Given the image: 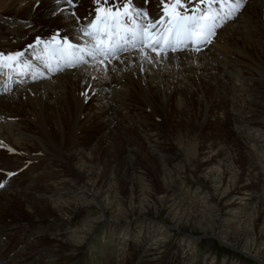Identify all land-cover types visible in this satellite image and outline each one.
<instances>
[{
  "label": "bare ground",
  "instance_id": "obj_1",
  "mask_svg": "<svg viewBox=\"0 0 264 264\" xmlns=\"http://www.w3.org/2000/svg\"><path fill=\"white\" fill-rule=\"evenodd\" d=\"M14 1L19 4L15 11H11L12 8H9L6 13L2 12L0 14V29L3 30L2 33L0 32V52H23L25 54L24 59L32 65V68L23 72L0 68V76L2 75L0 77V167L9 165L7 167L8 171L0 170L3 176L1 178H4L2 180L6 185L4 188H0V193L4 189L13 188L11 191H4L0 194V264H78L81 262V259L76 256L69 257L71 259H64L62 255L63 248L82 247L85 244L84 241L87 239L90 241L91 237L89 239L88 236L91 235L94 229L92 226L89 228V224L97 226L99 220H89L79 230L74 229L73 232L64 231L62 233H53L51 231L52 223L50 222L46 224L41 222V225L35 228L28 226L32 225L33 222L28 225L24 224L25 222L16 224L2 222L4 220L3 213L10 209L12 202H22L28 212L33 210L36 205L44 209L52 207L55 210L57 209L56 213L73 212L74 209L81 208L82 205L77 202L82 199L79 201L78 199L72 200L75 194L74 188L78 190L79 187L75 185L74 180L70 179L71 177L67 176V172L62 170L66 167L75 171L74 173L83 179L81 184L84 187L89 186L90 189H93L94 193H91V198L101 211L104 217L102 219L113 222L111 230H115L111 232V235L116 243V250L113 248L115 253L109 250L108 256L104 259L106 264H127L125 260L117 263L116 254L119 256L128 255L130 260L128 264H215L216 257H211L209 254L213 237L215 238L213 236L215 230H219L218 234L222 237L217 238L223 244L233 248L228 242L233 243L237 239L243 254L259 264H264V233L256 241L251 237L249 229V216L252 217L249 210L252 209L253 203L264 205V200L257 192L252 191L253 183L250 186L243 183V181L229 184V172L232 169L218 168L217 164L220 165L223 159L220 151L217 155L214 153V159L202 158L201 163H205V166L198 165L200 160L197 159L194 162L196 164L194 170L189 169L195 172L197 177L204 170H207L203 179L208 183L207 185L211 186L205 190L203 197L200 199H190L185 192L187 196L182 195L183 192L181 194V192L166 191L167 193L164 194H156L151 190L149 180L144 178L147 181L145 191L142 192L145 196L139 197V195L131 193L133 187L129 188V195L131 196L129 197L138 201V204L130 201L129 207H127L129 210H125V207L122 210L117 208L110 196L112 194V189H110L112 184L103 182L97 185L96 181H93L97 177H94L91 170L93 166L91 156L95 152L99 155V152L106 150L104 152L112 156L116 147L121 148L122 142L127 146H132L131 149L124 148L125 154L132 157V161H134L135 156L155 159L157 155L154 154L155 148L158 145L152 140L157 135L151 127L155 122L153 119L160 117L157 114L163 111L161 116L168 117L167 113L171 107L173 108V117L178 122L192 120L198 122L199 125L213 119L215 115L213 113L215 112L212 110H217L218 113L221 110L219 116L222 117L217 118H226L231 121L234 130L230 129V132L234 135L238 134L241 139L244 136L248 139L250 138L247 137L249 134H254L253 137H258L256 139H260L259 141L262 143L264 114L250 115L251 113L249 114L246 111L248 106H245L247 113L242 106L243 111L239 110L237 113L227 112V115H225L227 107H231L233 110L236 105L232 103L229 106L225 87L239 90L238 83L232 81L235 75L238 76L236 81L244 82L240 86L242 88L243 85L246 86L249 82L248 78L238 71L250 68L252 72L254 71L257 75H260V78H257L256 81L259 80L260 85L257 84V87L259 91H262V93H259L261 96L258 94L250 95V102L264 105V0H245L244 7L239 14L219 28L212 42L202 46L199 52L193 51L191 48L178 50L175 53L169 52L161 60L156 59L155 53L149 52L148 55L152 57V62H149L142 59L137 50H133L121 53L119 59H115L106 65V71L103 68L98 69L92 62L73 68H64L61 71H49L40 60L35 58L33 49H30L28 45L34 44L37 36L47 40L57 30L75 39L77 28L67 12L60 13V9H63L65 5L63 3L58 5L57 0ZM142 2L143 0H135L137 5H141ZM155 5L156 0H149L147 7L150 13L155 10ZM191 6L190 4L189 7ZM88 10V0H83L82 6L77 9V13L83 17ZM50 29L53 32L49 33ZM21 36L23 37L22 40L17 41L15 39ZM221 37L223 43L220 40ZM80 42L83 43V41ZM229 43L233 44L231 46L234 53H237L238 58L229 59L232 50H227ZM241 43H245L249 52L241 50ZM205 58L212 63L207 75L197 76L194 73V76L190 77L191 82L187 80V77L183 78L180 83L178 82L179 84L173 81L174 79L178 81L183 77L185 71H190L191 67L189 66L197 65H187L185 71H183L184 63L189 64L192 61L204 60ZM248 59L253 66L258 63L255 67H252L250 62H246ZM165 62L175 70L167 67L168 69L164 71L162 66ZM213 65L214 68H212ZM34 72L37 73L36 79H33ZM127 81L129 84H127ZM252 82L255 85V81ZM211 87L214 89L213 95H210ZM217 87H219V90L216 93ZM249 89H252V87ZM254 90L257 89L254 88ZM156 94L161 99L159 106L153 104ZM259 97L262 100L259 101ZM22 100L25 102L23 109L19 105ZM125 100L129 102H125ZM194 104L202 108L200 109L202 111L201 115H198L200 113L197 114L199 110H196ZM242 105L245 104L242 103ZM194 108L196 114L191 112ZM250 109L251 111L254 110ZM22 113L28 114L24 116ZM255 117L262 119L259 124L249 122ZM192 121L190 122L191 127H193ZM27 122L33 125L31 131L33 133H30V135L25 134ZM235 123H239L240 126L236 127ZM78 132H80L79 137H77ZM239 133L242 135L240 136ZM54 136L58 140H55ZM79 140H82V142L79 143ZM34 146L39 148L37 152L31 151ZM210 149H216V147L205 145L201 149L202 155H208ZM59 157L63 161L61 170V166L54 164ZM158 159L161 162L159 165L160 172L166 177L169 171L166 169L164 157ZM26 160L29 162L27 163L29 168L34 166L35 162L50 164L49 167H35L37 170L29 172L26 178L22 175L18 180H15L13 176L8 178L5 175L7 172L18 170ZM128 164L130 163H124L123 168H126ZM247 166L248 172L251 174L254 170H252V167L255 166L250 162ZM24 168L25 166L16 172ZM249 169L251 170L249 171ZM54 171L60 172L57 179H61L60 183H63V185L66 184L65 190L62 188H56V191L48 189L50 181L56 182L55 175H53L55 174ZM100 172L102 173V171ZM250 174H245V178ZM140 175L141 177L144 176L143 173ZM99 178L100 176H98V180ZM249 179L247 180L250 181ZM21 181L22 184L19 185ZM16 182L18 184H13ZM221 184L226 188H222L219 193L217 190L219 191ZM86 195H81L85 198L83 200H86ZM153 197L164 205L167 219L171 222L170 227L164 226L167 225L165 223L144 218V212L140 208L143 207L142 205L146 207L151 205L152 201L150 199ZM92 199H88L87 204ZM215 200L217 203H214ZM219 201L221 202L219 203ZM238 220H240L239 224H237ZM263 224L262 227H264ZM54 227L56 230L60 228L58 225H54ZM61 229L66 230L67 225ZM171 229H177L181 235L176 243L177 246H173L169 254L163 257L160 254H163V246L166 243L165 234L167 233L165 232ZM190 232H195L209 239V245L204 250L199 262H195L193 256V241L195 239L192 238L194 236ZM44 236L48 238V243L47 241L43 242ZM49 236L51 237L49 238ZM54 240H58L60 243L55 244ZM128 242L129 250L127 252ZM174 256L177 257L175 262H173ZM216 264L233 263L228 259ZM236 264H250V262L245 260V262L242 261V263Z\"/></svg>",
  "mask_w": 264,
  "mask_h": 264
},
{
  "label": "rangeland",
  "instance_id": "obj_2",
  "mask_svg": "<svg viewBox=\"0 0 264 264\" xmlns=\"http://www.w3.org/2000/svg\"><path fill=\"white\" fill-rule=\"evenodd\" d=\"M18 5H19L18 2H15V1L13 2V0H0V14L2 12L6 13V11L9 8L10 9L12 8L11 11H15L18 8ZM0 32L2 33L3 30L0 29ZM50 32H53V30L50 29L49 33ZM49 33H47V34H49ZM222 37L220 38L221 41H222ZM15 39H17V41H18L19 39L22 40L23 37L22 36L16 37ZM222 43H223V41H222ZM231 45L233 46L232 43H229V45H228L229 48L227 49L228 51H230L232 49L229 59H232L234 57L238 58L237 53H234L233 47ZM241 45L240 46H241L242 51L249 52L245 43H243V44L241 43ZM205 60L208 61L209 59H206V58L204 60L199 59L197 61H192L189 64L184 63L183 67H182V68H184V69H182L183 71H185L187 65L188 66L190 64L191 65L197 64V65L196 66H189V67H191L190 71H185V74L183 73V77L181 79H179L178 81L174 79L173 81H175L176 83H178V82L180 83L183 78L187 77V80L189 82H191L190 77H193L194 73H196L197 76L207 75V73L209 72V69L212 66V63L209 61L206 63ZM246 62L251 63V61L249 59L246 60ZM257 63H255L254 66L251 63L252 65H250V66L255 67ZM214 65L212 68H214ZM163 67H164V69H163L164 71L168 68L171 70H175V69H172V67H169L166 62L163 63L162 68ZM238 72L241 75H243V76L245 75V77L248 78L249 84L247 83L246 86L243 85V88H242V86H240V85L244 84V82L242 83V81H236L238 79V76L235 75L234 78L232 79V81H235V83H238L239 90L234 89V88L228 89L227 87H225V89L227 91V92H225V94L228 96L229 106H231L232 103L236 104L233 110L231 109V107H227V109H226L227 111H226L225 115H227V112H231V113L236 112L237 113V111H239V110L245 111L247 106H248L247 107L248 109H246V111L249 114L251 113L250 115L264 114V105H262V103L250 102V100H251L250 95L258 94L259 96H261L259 93H262V91H259V88L257 87L258 85H260L258 82L259 80L256 81L257 78H260V75H257V73H255L254 71L252 72V70H250V68H247L244 71L242 70V71H238ZM249 72H250V74H249ZM248 75H250L251 77ZM250 78H252V80H250ZM252 81H255V85H254V82H252ZM127 84H129L128 81H127ZM251 84H253V85H251ZM246 87H247V89H246ZM248 87L249 88L252 87V89H249ZM211 88H212V90H210V95H213L214 89H213V87H211ZM254 88L257 90H254ZM216 90H217L216 91V93H217L219 90V87H217ZM228 92H230V93H228ZM260 100H262L261 97H259V101ZM20 102H21V103H19L20 108L23 109L25 102H24V100H22ZM125 102H129V101L125 100ZM242 103H244L245 105H242ZM153 104L155 106H159L161 104V99H160V96L158 94L155 95ZM251 105H252V107H251ZM28 106H30V105H28ZM194 106H196L195 107L196 110L197 109L199 110V111H197V114L200 113L198 115H201L202 111L200 109H202V108L196 104H194ZM195 108L193 111H191L194 114H196ZM242 108H243V110H242ZM250 108H252L254 110L251 111ZM172 110H173L172 107H171V109L168 110V113H167L168 117L161 116V113L164 112L163 111L161 113L158 112L157 115H159L160 117H156L157 120L153 119V121H155V122L153 123V125L151 127L153 128V132L156 133L157 135H155L154 139H152V140L155 141L156 145H158V147L155 148L156 151L154 150L155 151L154 154H157L155 156V159H153L151 157L147 158L145 156H135L134 161H132V157H129L124 152V148L125 149H131L132 146L131 145L127 146L124 142L121 143L122 144L121 148L116 147L114 149V151H113L114 155H112V156L107 155V153L104 152L106 150L99 152V155L97 154V152H95L94 154H93V152L91 153V155L93 154L91 156L93 158V164H92L93 166H92L91 170L94 173V177L95 176L97 177V178H94L93 181H96L97 185L102 184L103 182L105 184H108V183L112 184V186H110V189H112V194L110 195L111 200L113 201V203L117 206V208L119 210L124 209V207H125V210H129V209H127V207H129L128 205H129L130 201H134V204H138V201H135L134 199L132 200L130 198L131 197L129 195L130 194L129 193L130 187H133V191L131 193L139 195V197L145 196V194H143V193L145 191V187H146L145 185H147V181L144 180V178L149 180L148 183H150V185H151V190L153 192H155L156 194H159V193L164 194L167 192H172V193L173 192H175V193L181 192V194H182V192H183L182 195L187 194L188 196L187 195L186 196L190 199H200L201 197H203L205 190L208 189V187H210L211 185H207L208 183H206L203 179L207 170H204L202 173H200V175L198 177H201V178H198L197 174H195V172L191 171V170H194V166L196 165V164H194V162L198 159V160H200V161H198V165L201 164V166H205L204 165L205 163H201V159L205 158V157H209L210 159H214V157H213V156H215L214 153H216V155H217V153L219 151L222 154L221 157L223 159H222V162L220 165L217 164L218 168L224 169L226 167L227 169H229V168L232 169V171L229 172L230 173L229 184L232 185V184H234V182L239 183L240 181L241 182L243 181V183L248 184V186H250L251 183H253L252 184V191L257 192L258 195L261 197V199L264 200V134L263 135L261 134L262 135V137H261L262 143L259 141L260 139H256L258 137H256V138L253 137L254 134L253 135L249 134V136H247V137H250V138H248V139H246V136H244L245 139L239 138L238 134L234 135L232 132H230V129L234 130V127H233V124L231 123V121H228L226 118L225 119L221 118L222 120L217 118V117H222V116H219L222 112L221 110L219 111V113L217 110H212L213 112H215V113H213V114H215L213 116V119H211V121L210 120L205 121L206 123L204 122V124L202 123V125L201 124L199 125L198 122H194L192 120L180 123L177 121V119H174L175 117H173V114H172L173 111ZM204 110H205V108H204ZM22 114L25 116L28 113L27 114L22 113ZM51 115H53V114H51ZM189 115H191V114H189ZM260 117H258V118L255 117L254 119H251L249 122H252V124H259L262 120ZM150 118H152V117H150ZM158 119H160V120H158ZM158 121H160V122H158ZM191 121L193 122L192 123L193 127H191V125H190ZM245 123H248V122H245ZM189 125H190V127H189ZM241 125H243V124H241ZM237 126H240V124L239 123L236 124V127ZM32 127H33V125L30 124L29 122H27V128H26L25 134L28 133L30 135V133H33V132H31L33 130ZM251 127H253V126H251ZM186 129H188V131L185 132ZM239 134H240V136L242 135L241 133H239ZM37 135H39V134L37 133ZM77 135H78L77 137H79L80 132H78ZM54 138H55V140L57 139L55 136H54ZM81 142H82V140H79V143H81ZM205 145L215 146L216 149H212V150L210 149L208 151V155L206 154L204 156V154L202 155L203 152L201 151V149ZM161 147H163V148H161ZM38 150H39V148L36 146L31 148L32 152H37ZM140 154H142V153H140ZM163 157H164V159H163ZM158 158L163 159L166 163V166H167L166 169L170 173V174L168 173V175H166V177H164L160 172L159 165L161 164V162L159 161ZM248 158H249V161H248ZM247 161L250 162L253 166H255V167H252V170L253 169L254 170L251 172V174L254 177L248 172V166H247L248 162ZM96 162L98 163L97 165H96ZM27 163H29L28 160H26L25 163H22V165H23L22 167L25 166V168L23 170L16 172L22 168V167H20L18 170H16L14 172L15 175L13 176V178L15 180H18L22 175L25 176L24 178H26V175L29 174V172H33V171L37 170L35 167H41V168L49 167V164H50V163L46 164V163L35 162L34 166L29 168ZM124 163H130V164H128V166L126 168H123ZM54 164L58 165L59 167L61 166L60 170L63 168V166H62L63 161L60 160V157L57 160H55ZM8 166L9 165L1 166L0 170L8 171L7 170ZM203 168H206V167H203ZM218 168H217V170L220 171ZM189 169H191V170H189ZM62 170H64V172H67V176L69 178L71 177L70 179L74 180L75 185L77 187H79L78 188L79 191L76 188H74L75 194H74L73 199H72L73 201L77 200V199H78V201L81 199L82 200L85 199V198L81 197V195H83V194L86 195L88 193L86 195V200H83V201L81 200V201L77 202L78 204H81L83 207L80 206L81 208L78 207L79 209H76V210L74 209L75 211L73 210V212L69 211V212L56 213L57 209L55 210L52 207L44 209V208H39L38 207L39 205H36L33 210L28 212V209H26L24 207L22 202H20V203H17V202L13 203L12 202V204L9 207L10 209H8L9 212L7 210L4 211V213H3L4 214L3 215L4 220H2V222L6 221L4 223H8V224H10V223L16 224L19 222H22V223L25 222L24 224H27V225L31 224L33 222L32 225H28V226H31V228H35L37 226H40L41 222L42 223L44 222L45 224L47 222H50V223H52L51 231L53 233L54 232L62 233L64 231L73 232L74 229L79 230L82 227V225H84L85 222H87L89 220L90 221L91 220H99L97 226L95 225L96 227L93 226V224H91V225L89 224V228L92 226V228L94 229L92 231L93 235L91 233V235L88 236L89 239L91 237L90 241H88V239L86 240L87 242L84 241L83 243H85V244L82 245V247H78V248L68 247L65 249L63 248L64 252L62 255H63L64 259H71L69 257H73V256L80 258L81 262H79L78 264H97V263L98 264H106V263H104V259L108 256V254L110 252L109 250L113 251V248H114V250H116V243L114 242L113 236L111 235V232L113 230H115V229L111 230V227H112L111 224H113V222H110V221L107 222V219H105V220L102 219L104 217L102 216L101 211L99 210L97 205L93 202L94 200L91 198V193L92 194L94 193V191H92L93 189H90V187L88 185H87L88 187H84L81 184V183H83V181H82L83 179L80 176H78L76 173H74L75 171H72V170L68 169L67 167L63 168ZM250 170L251 169H249V171ZM100 171H102V173ZM26 172H28V173H26ZM54 173L55 174H53V175H55L54 177L56 179V182L54 181L55 182L54 183V182L50 181V186L48 187V189L50 188V189L56 191V188H62L63 190H65L66 184L64 183V185H63V183H60L61 179H59V180L57 179L60 172L58 173V172L54 171ZM141 173L144 174L143 177H141V175H140ZM247 173L250 174V176L245 178V174H247ZM192 174H195V175L193 176ZM257 174H258V176H257ZM98 176H100L99 180H98ZM105 176H107V177H105ZM1 177H3V176L0 172V181H3L2 179H4V178H1ZM247 179H249L250 181H248ZM245 180H247V181H245ZM13 184H18V183L16 182ZM20 184H22V181L19 183V185ZM169 185H171V186H169ZM82 187H84V188H82ZM220 187L221 188L219 189V191L217 190V192H219V193L222 191V188H226L223 184H221ZM12 189L7 188V189H4L2 192L11 191ZM82 189H83L84 193L82 192ZM178 190H180V191H178ZM185 190H187V191H185ZM89 196H90V198H89ZM204 196H206V195H204ZM79 197H80V199H79ZM88 199H92V201L89 202V204H87ZM150 200L152 201V203H150L151 205H149L147 207L145 205H142L143 207L140 208V210L144 212L143 213L145 215L144 218H150V219H153L157 222L165 223L167 225H164V226L170 227L171 222L167 219L166 209H165L164 205L161 202L157 201L154 197L151 198ZM216 200H217V198H216ZM216 200L214 203H217ZM220 202L221 201H219V203ZM88 205H89V208H88ZM33 212H35V213H33ZM249 212H250V215H252V217L249 216L250 217L249 229L251 231V237L254 240L258 241L260 239L261 235L264 233V231H262V230H264V227L261 226L264 222V205L253 203L252 209H250ZM82 218H83V220H82ZM58 221H59V223H57ZM69 221H70V223H69ZM239 221L240 220L237 221V224H239L238 223ZM80 223H83V224H80ZM99 223H100V225H99ZM162 223H161V225H162ZM54 225L55 226L58 225L60 228H58V230H56V229H54L55 228ZM66 225H67L66 230L61 229V228H63V226L66 227ZM109 225H111V226H109ZM165 233H167V234H165L166 243L163 246V249H164L163 254L164 255L162 253L160 254L163 257L167 256V254H169L170 249H172L173 246L176 245V243L178 242L180 235H181L177 229H171V230L166 231ZM218 233H219V230H215V232L213 233L214 234L213 236H215V238L213 237V243L211 244L210 251H209V254L211 255V257H216L214 260L215 264L218 262H221L223 260H228V259L233 264L234 263L235 264L236 263H242V261L245 262V260H249L250 264H259L258 262H256L252 258H249L248 256H246L245 254H243L241 252L242 250H241V247L239 246V242H237L238 241L237 239H235V242H233V243L228 242V244L233 246V248H232L226 244H223L221 242V240H219V238H217V237H222V236H219ZM190 234L193 235L194 237H192V238L195 239V241H193L194 242L193 256L195 258V262H199L201 257H202L204 250L209 245V239L207 237L200 235V234H197L195 232H190ZM50 237L51 236H49V238ZM44 238L45 239L43 240V242H46L48 240V238L45 236H44ZM49 241H50V239H49ZM57 241L58 240H54V242H56L55 244L60 243V241H58V242ZM47 243H48V241H47ZM254 249L256 250L255 247H254ZM128 250H129V242H128V246H127V252H128ZM232 250H233V252H232ZM56 253H58V252H56ZM113 253H115V252L113 251ZM60 254H61V252H60ZM128 258H129L128 255L127 256L126 255L125 256L124 255L119 256L118 254H116L115 259H116L117 263L123 262V260H125V262L128 264L130 262V260ZM161 259H164V258H161ZM175 259H177L176 256H174L173 262L176 261Z\"/></svg>",
  "mask_w": 264,
  "mask_h": 264
},
{
  "label": "snow or ice",
  "instance_id": "obj_3",
  "mask_svg": "<svg viewBox=\"0 0 264 264\" xmlns=\"http://www.w3.org/2000/svg\"><path fill=\"white\" fill-rule=\"evenodd\" d=\"M60 3L65 5L60 13L67 12L77 28L75 39L57 30L47 40L37 36L34 44L28 45L49 71L89 62L106 71V65L121 53L133 50L149 62V52L155 53L157 60L188 48L199 52L212 42L219 28L239 14L245 0H156L152 13L147 7L149 0L141 5L135 0H88L89 10L83 17L77 13L83 0H57ZM24 55L0 52V68L20 72L32 68ZM36 76L34 72L33 79ZM14 175L6 173L8 178ZM5 186L0 181V188Z\"/></svg>",
  "mask_w": 264,
  "mask_h": 264
}]
</instances>
